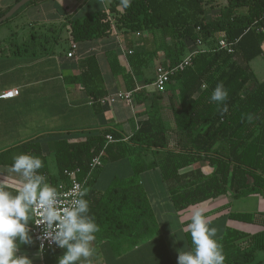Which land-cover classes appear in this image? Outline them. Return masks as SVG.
<instances>
[{"label": "trees", "instance_id": "trees-1", "mask_svg": "<svg viewBox=\"0 0 264 264\" xmlns=\"http://www.w3.org/2000/svg\"><path fill=\"white\" fill-rule=\"evenodd\" d=\"M11 8L0 11V18ZM109 13L111 20L103 11L95 18L72 22L73 41L109 36L114 26L130 35L140 34V41L134 44L140 54L145 49L142 35L159 31L164 41L170 40L162 48L165 57L161 64L168 68L180 63L198 39L207 47V52L193 58L190 67L171 78L166 89L176 129H166L161 107L156 103L126 142L121 141L124 137L120 132L111 128L79 143L59 140L51 149L57 175L50 174L39 137L17 147L41 158L43 167L39 171L57 188L58 183L69 185L66 172L79 171L78 179L87 180L89 214L100 229L96 241L120 242L121 246H115L119 250L124 240L136 248L158 233L155 214L139 180V174L145 171L161 170L178 213L224 196L233 200L253 195L264 198V82H258L250 67L252 61L264 57V0H112ZM220 38L237 41L233 53L214 51ZM87 65L80 76L68 80L83 85L90 96L103 97L97 88L100 72L95 61L90 59ZM217 84H222L228 93L220 103L210 99ZM162 97L157 95L158 99ZM108 135L119 142L109 143ZM13 150L0 152V164L11 166L13 155L8 154ZM101 153L103 161L128 156L141 159L134 167L135 176L126 181L114 179L106 192H90L93 175L101 170L93 169L92 161ZM162 153L166 157L157 161L155 157ZM148 154L152 160L146 159ZM197 162L206 163L210 173L200 168L180 173ZM230 219L264 228V213L231 214ZM185 237L191 249L190 233L186 231ZM216 240L225 256L224 264H256L257 252L264 253V230L254 235L228 230ZM52 251L56 252L47 264L57 262L60 250L46 253Z\"/></svg>", "mask_w": 264, "mask_h": 264}, {"label": "crops", "instance_id": "crops-1", "mask_svg": "<svg viewBox=\"0 0 264 264\" xmlns=\"http://www.w3.org/2000/svg\"><path fill=\"white\" fill-rule=\"evenodd\" d=\"M18 1L0 0V11H6ZM111 2L39 0L22 7L19 15L6 21L9 25L0 31V96L13 89H18L20 93L14 99L0 98V152L13 148L8 155L14 157L24 153L23 147L18 145L39 137L38 142L48 160L50 174L57 175L56 164L54 170L49 157L52 153L54 155L51 149L59 140L83 142L105 128L115 129L124 139H129L139 128L140 119L156 103L161 107L166 129H176L166 90L161 93L153 85L156 68L162 65L165 57L162 51L164 42L169 45L170 40L164 41L159 31L146 33L145 49L140 54L134 44L141 38L118 30L109 36L94 37L79 43L73 41L71 23L92 19L100 12L109 11ZM216 13V10L213 11V14ZM72 44L77 48L75 55L70 58L68 53ZM204 48L207 49L206 46ZM129 51L133 52L132 55H128ZM90 59L95 61L100 72L97 88L100 93H104L103 97L90 96L83 85L68 80L87 70ZM254 61L250 67L258 82H264V79L257 78ZM153 63L149 76L146 68ZM119 94H131V103L120 99ZM158 94H163V97L158 99ZM111 97L115 98L114 102L102 103V100ZM170 138L174 141L173 136ZM165 157L166 154L162 153L155 159L163 161ZM146 159L152 160L153 157L148 154ZM140 160L136 156H128L109 165L104 164L101 167L104 173L93 175L95 181L90 192H106L114 179H131L135 176L134 167ZM9 167L0 164V184L14 192L20 186V177L10 173ZM107 167H111L109 173H105ZM197 168L205 174L210 173V168L204 162L194 163L180 170V173ZM139 180L155 214L158 233L146 238L136 248H131L130 242L124 240L120 250L115 247L121 246L120 242L95 240L93 264H177V249L186 246L185 250H190L185 226L197 210L202 211L209 226L217 230L215 239L225 236L228 230L250 235L264 230L262 226L230 219L231 214L264 213V198L260 196L239 200L224 196L178 213L159 168L139 174ZM62 187L58 183L59 190ZM32 224L33 221H30V228ZM23 251L33 259V264H47L56 252L41 253L34 239ZM256 257V264H264L263 252H257Z\"/></svg>", "mask_w": 264, "mask_h": 264}, {"label": "clouds", "instance_id": "clouds-1", "mask_svg": "<svg viewBox=\"0 0 264 264\" xmlns=\"http://www.w3.org/2000/svg\"><path fill=\"white\" fill-rule=\"evenodd\" d=\"M227 95L223 85L217 84L210 99L220 103ZM42 167L40 157L20 153L8 169L20 177V186L13 192L0 184V264H33L23 251L33 243L29 226L33 220L43 226L37 239L50 241L60 250L57 264H93V242L100 229L89 214L85 198L89 189L78 184L60 192L39 171ZM185 231L190 233L192 247L177 249V264H224L222 247L215 239L217 230L209 226L202 211L192 213Z\"/></svg>", "mask_w": 264, "mask_h": 264}, {"label": "built area", "instance_id": "built-area-1", "mask_svg": "<svg viewBox=\"0 0 264 264\" xmlns=\"http://www.w3.org/2000/svg\"><path fill=\"white\" fill-rule=\"evenodd\" d=\"M107 13L110 16V20L112 19V14L109 13V11H107ZM117 29L116 27L113 26V32H116ZM138 36H140V34H137ZM237 42V41H236ZM236 42H230L228 41L226 38H220L216 44L217 49L214 51H225L228 54H231L234 52V45L236 44ZM196 48L193 49L192 51H190L183 59L180 63H178L177 65H175L174 67H165L163 65H159L156 68V72H155V78H154V83L153 85L156 87V89L160 92H163L166 90V87L168 86V84L170 83L171 78L176 75L179 72L184 71L186 68L190 67L192 65L193 62V58L199 54L205 53L207 52V49L204 48V45L202 43L201 39L197 40L196 43ZM77 46L75 44H72L71 47V51L68 53V57H73L75 55V50H76ZM132 51L128 52V55H132ZM20 91L18 89H13V90H9L6 91L4 93L1 94L0 98L1 99H14L19 95ZM118 97L120 99H124L128 104L131 103V94H119ZM115 98L111 97L110 99H105L102 100V103H106V102H114ZM107 141L109 143L111 142H119V141H115L111 136H107ZM128 139H123L121 141L125 142ZM103 166V153L100 154L99 157L95 158L92 161V168H100ZM78 172L79 171H74V172H66V175L69 177L70 179V183L68 186H64L62 187L59 191L60 192H68L70 191L74 186L76 185H81L83 187H86V181H80L78 179ZM42 228L43 226H37L34 223L33 220V224L32 227L30 228V234L32 235L35 244L38 248V250L41 253H46L48 251H51L53 249H55V245L51 244L50 241H44L41 239H37V237L42 235ZM44 245L43 248H41V245Z\"/></svg>", "mask_w": 264, "mask_h": 264}, {"label": "rangeland", "instance_id": "rangeland-1", "mask_svg": "<svg viewBox=\"0 0 264 264\" xmlns=\"http://www.w3.org/2000/svg\"><path fill=\"white\" fill-rule=\"evenodd\" d=\"M25 7H27V6H25ZM24 7V8H25ZM23 8V9H24ZM213 13V12H212ZM9 22H4V23H1L0 24V31H1V29H4V27H6L5 25H9L8 24ZM4 25V26H3ZM3 27V28H2ZM146 33H144L143 35H142V37H144V35H145ZM139 38V37H138ZM65 47L67 48V45H65ZM64 47V48H65ZM154 66V63L150 66V67H148V68H146V70H147V73L146 74H148L149 76H150V74H152V67ZM253 68L254 69H256V74H257V78L259 79V80H263L264 79V57H259V58H257V59H255V61L253 62ZM259 70H258V69ZM151 90H154L153 88L151 89ZM160 92V91H159ZM163 92H165V91H163ZM162 93V92H161ZM126 158H128V157H126ZM49 160H50V162H51V164H52V167H53V169L55 170V160H54V155H53V153H52V156L51 157H49ZM121 160H123V159H121ZM120 161V160H119ZM114 162H117V161H103V163L106 165V164H110V163H114ZM103 164V165H104ZM103 171V168L100 170V171H95V173H104V172H102ZM111 171V167H107V170H106V172L105 173H109ZM106 175V174H105ZM105 177V176H104Z\"/></svg>", "mask_w": 264, "mask_h": 264}, {"label": "water", "instance_id": "water-1", "mask_svg": "<svg viewBox=\"0 0 264 264\" xmlns=\"http://www.w3.org/2000/svg\"><path fill=\"white\" fill-rule=\"evenodd\" d=\"M31 1L34 0H20L10 9L8 13H6L4 16L0 18V24L10 20L16 12H18L22 7H24L26 4L30 3Z\"/></svg>", "mask_w": 264, "mask_h": 264}]
</instances>
